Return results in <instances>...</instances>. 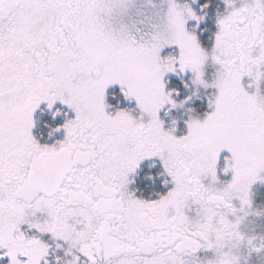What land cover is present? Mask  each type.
I'll return each instance as SVG.
<instances>
[{"label": "snow or ice", "instance_id": "6c2138e0", "mask_svg": "<svg viewBox=\"0 0 264 264\" xmlns=\"http://www.w3.org/2000/svg\"><path fill=\"white\" fill-rule=\"evenodd\" d=\"M197 2L0 0V264L264 255V0Z\"/></svg>", "mask_w": 264, "mask_h": 264}, {"label": "rangeland", "instance_id": "374dc122", "mask_svg": "<svg viewBox=\"0 0 264 264\" xmlns=\"http://www.w3.org/2000/svg\"><path fill=\"white\" fill-rule=\"evenodd\" d=\"M189 2H191V0H189ZM195 5L196 4H194L193 7H196ZM222 9H223V4H222ZM208 91L211 92L212 90L209 89ZM201 94H203V90ZM177 135H180L178 131H177ZM262 189L264 190V184H257L254 188V192H255L254 203L256 207L260 210H264V195L262 196V200L259 196L260 194L259 192ZM250 221H251V224L249 226L250 229H254L256 233H264V217H250ZM57 254L63 256L62 252H58ZM251 264H264V255L262 256L253 255L251 258Z\"/></svg>", "mask_w": 264, "mask_h": 264}, {"label": "trees", "instance_id": "16d2710c", "mask_svg": "<svg viewBox=\"0 0 264 264\" xmlns=\"http://www.w3.org/2000/svg\"><path fill=\"white\" fill-rule=\"evenodd\" d=\"M199 2H201V0H198L197 4L195 5L196 6L195 8H198ZM217 5H219L220 10H223L220 0H212V3L210 5V9L208 10L209 11V18L207 20V24L209 26H212V27H214V16H215V11L217 10V8H216ZM173 81L175 82L176 79H173ZM185 94H187L186 90H185ZM206 106H207L206 105V101H204V100H195L193 102V104H192V107H195L197 109V112L201 116L203 115V111L205 110ZM182 111L183 110H181L180 112H176L174 114L175 115H180L182 113ZM182 130H183V125L181 124L180 125V130H178L179 134H181ZM259 193H260L259 196H260V198L262 200V196L264 195V190L262 189Z\"/></svg>", "mask_w": 264, "mask_h": 264}, {"label": "flooded vegetation", "instance_id": "af4514ba", "mask_svg": "<svg viewBox=\"0 0 264 264\" xmlns=\"http://www.w3.org/2000/svg\"><path fill=\"white\" fill-rule=\"evenodd\" d=\"M44 239H48L46 236L45 237H43ZM49 242H51V241H49Z\"/></svg>", "mask_w": 264, "mask_h": 264}]
</instances>
